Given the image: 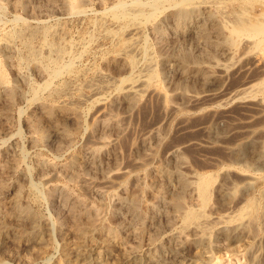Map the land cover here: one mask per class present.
Listing matches in <instances>:
<instances>
[{
	"label": "rangeland",
	"instance_id": "rangeland-1",
	"mask_svg": "<svg viewBox=\"0 0 264 264\" xmlns=\"http://www.w3.org/2000/svg\"><path fill=\"white\" fill-rule=\"evenodd\" d=\"M78 1L82 4L81 14L70 12L66 0H0V64L7 77L6 85L14 90L10 98L6 92L2 93L0 85V180H3L0 183L3 185L0 186V217L6 225L0 236V264H57L63 242L72 245L75 240L74 223L62 206L64 198L69 203L97 208L100 216L94 218L98 221L102 218L107 226L120 228V237L111 242V251L105 253L114 264H153L155 254L159 255V264L186 263L188 260L190 263L201 254L206 256L205 261L212 258L217 264H252L251 249L258 250L261 262L264 261V208L258 226L250 229L249 237L241 240L216 229L209 234L212 242L206 248L196 242L192 236H198L193 232L183 240L172 239V232L181 226V218L172 214L167 202L159 199L160 193L171 197L180 191L179 173L191 179L198 173H215V188L206 207L209 214L225 212L249 197L264 202L261 194L264 190V156H260L258 142L264 131V94L248 92L244 94L245 100L241 95L230 99L238 94L243 80H253V84L259 77H264V53L261 61L258 58L264 45L257 46L252 37L236 38L233 43L227 41L229 28L240 11L256 18L263 12V5L243 7L239 0H193L187 7L198 6V13L181 22L176 16L179 7L167 1L155 18L142 24L162 74L163 90L170 98L171 105L167 106L153 89L144 92L133 104H129L124 93L115 90L121 77L130 73L128 64L114 53L117 41L108 38L92 23L117 0ZM16 16L32 25L39 22L55 25L62 41L70 45L79 73L56 79L52 86L57 87L66 79L67 92L58 95L47 89L41 98L30 100V87L44 84L48 75L34 64L19 65L16 53L4 45L3 34L14 25ZM128 35L126 33L125 37ZM35 42L39 44L38 39ZM183 53L192 54L196 60L184 62ZM138 57L140 59V55ZM143 67L140 60L133 74L140 73ZM91 80L100 88L89 95L91 88L87 83ZM172 106L179 109V114ZM108 111L112 116L110 122L102 125L99 119ZM248 135L256 140V144L247 149L246 160L235 162L238 147ZM102 138L111 143L104 144ZM92 145L98 148L90 157L86 149ZM175 147L181 148L182 161L172 157ZM140 163H147L145 170L138 167ZM27 167L31 170L30 176L25 175ZM248 175L260 177L259 181L252 180L256 186L249 190L246 187ZM43 177L52 179L63 189L57 191L53 199L46 197L47 200L36 202L29 194L28 183L30 179L39 182ZM121 181L124 186L118 185ZM223 184L229 191L221 196L219 189ZM17 185L21 186L18 191ZM47 187L45 185L44 191ZM99 189L115 191L123 198L140 195L141 210L148 218L137 224L128 214L119 212L118 200L113 193L103 197L97 193ZM183 196L187 205L198 207V200L190 189L184 190ZM17 201L30 204L33 210L51 221L66 220L62 234L54 232L55 247L50 246V251L42 253L43 256L29 247L32 245L28 236L24 234L22 239L17 238L20 231L29 229L23 230L14 216ZM152 203L159 209L153 219L148 208ZM44 238H49L46 231ZM74 261L70 264H83L85 260L80 257Z\"/></svg>",
	"mask_w": 264,
	"mask_h": 264
},
{
	"label": "bare ground",
	"instance_id": "bare-ground-1",
	"mask_svg": "<svg viewBox=\"0 0 264 264\" xmlns=\"http://www.w3.org/2000/svg\"><path fill=\"white\" fill-rule=\"evenodd\" d=\"M66 1L68 2L70 12H72L74 14H78V13L81 14L80 12L82 9V4L78 0H66ZM167 1L170 3H173L179 7L177 12H176V16H177L178 20H180L181 22L186 20V19L190 20L192 18V16H194L195 14L198 13V9H199L198 6L193 5V6L187 7L188 4L190 2H192L193 0H148V1H144V0H117L116 2H114V4L111 7H108L107 9L105 8L106 10L103 11V13H101L100 18L95 19V21H93L94 23H92L94 25V27L98 28V30L99 29L103 30L108 38L115 39V41H117V44L113 48L114 53L116 54V56L122 58L128 64L130 73L127 76L121 77V79L115 85V90H118L119 92L124 93L125 96L129 100L128 101L129 104H133V103L137 102L138 99L140 98V96H142V94L144 92H146L147 90L153 89L158 94H160V96L163 97L164 103L167 106L171 105V103L169 102L170 98L168 97V95L163 90V86L161 84L162 83L161 82L162 74L156 65V61H155V58L153 55L152 48L148 42V39L144 35V32H143L144 27L142 26V24L147 23L152 18H155L156 15L162 10L164 3ZM239 1H240V3H242L243 7H248L249 5L258 4V3L262 4L264 7V0H239ZM240 12L241 13H239V14L236 13V16H237V14H238V16H237V18H235L233 25L229 28V36L227 38V41L233 43V42H236V38L252 37V38H254V43L257 46L264 45V10L256 18L247 16L246 12H244V11H240ZM54 26L47 24L45 22H39L36 25L35 24L32 25L31 23L27 22L22 17L16 16L14 19V25L10 29L8 28V30H6L4 32L3 37H2L4 40V45L6 47H8L11 50V52L16 53L17 60H18L17 63H19V65L27 66L30 64H34L43 73H46L48 75L47 76L48 79L44 84L32 85L30 87L31 96H32L30 100H32V101H36L38 98H41L40 96H41L42 92L44 90H47V89H50V91L52 93L58 94V95H61L62 93L67 92L68 82L66 79H65L66 82H65V80L64 81L62 80V83L61 84L59 83L60 85H58V86L56 85L57 87H55V86L52 87L53 82L56 79H61L62 77L67 76V75L74 77L75 74L79 73V71L76 69V66H75V57L73 56V54L69 50L70 45H68L62 41L61 36H59L57 34L58 28H56ZM155 26H156V29L159 30V26H157V25H155ZM202 26H203V24H202ZM200 31L201 30H199V32ZM64 32H65V30H64ZM159 32H162V30L160 29ZM126 33L129 34L128 35L129 37H127V38L125 37ZM200 35H203V34H200ZM194 36H195V34H194ZM36 39L39 40V44H37L35 42ZM208 39H209V37H208ZM203 45H205V44H203ZM160 46H162V45H160ZM260 52H262V53H259L260 55L258 54L259 56L258 55L257 56H258L259 60L261 61L263 59L261 54L264 53V48H261ZM138 55H140V59H139ZM196 56H197V54H196ZM181 57H182V60L184 62H186L188 60H196L195 57L190 53H183ZM9 58H10V56H9ZM140 60H142L144 67L140 73L134 75L133 71L136 70ZM162 62H164V61H162ZM232 63H234V62H232ZM241 68H242V66H241ZM248 80H250V79H248ZM248 80L245 79L240 83V85L237 89L238 94L236 96H232V98H230L231 100L234 98H240V97H238L240 95H241V98H243V100H245L246 97L244 96V94H246L248 92L253 94V95L256 93H263L264 94V77H262V78L259 77L257 80L255 78L256 81L253 84H252L253 80H250V81H248ZM97 81L99 82V80H97ZM106 81H107V79H106ZM115 82H117V81H115ZM6 83H7V77H6V74L4 73V70L1 68V64H0V85H2V87H3V89L1 91L3 94L6 92V94H8V97L12 98L14 95V90L11 87L7 86ZM87 84L91 88V89H89V95L95 94L96 92H98L97 90L100 87L98 85H96V83H93L92 80H91V82H89ZM105 86H108V85L106 84ZM109 86H110V84H109ZM112 86H114V85H112ZM69 93H70V91H69ZM260 105H262V104H260ZM127 106H128V104H127ZM4 108H5V106H4ZM172 108L177 113L179 112V109L176 106H172ZM111 117H112L111 113H109V111H108V112L103 114V117H101V119H99V122L102 125H108ZM158 131H159V129H158ZM253 131H254V129H253ZM262 132H263V134H261V135H263V137L261 138L260 141L258 138V142H260V144L258 143L260 146L259 147L260 151H261L260 156H262V155L264 156V131H262ZM251 135L244 137L243 142H241V144L239 143L240 145L238 147L239 150L237 153L235 151H232V152L236 153L235 162L243 160L245 158L247 149L250 150V147H252L254 144H256L255 139H253V138L250 139ZM103 143L104 144H110L111 140L104 138ZM97 148L98 147L92 145L86 149V152L88 153V155H90V157L94 156L97 152ZM180 149L181 148H179V147H175L171 152L172 157L177 161H182ZM236 151H237V149H236ZM250 153H249V155H250ZM256 156L258 157V155H256ZM93 159H95V158H93ZM184 159H186V158H184ZM244 160H246V159H244ZM257 163H258V161H257ZM138 167H142L143 170H145L147 167V163H140V165H138ZM30 171L31 170L27 167L26 171H24L25 175L28 176L30 174ZM230 171H232V170H230ZM129 174L131 175L130 172H128V175ZM138 176H139V174H138ZM248 176L249 177L246 176L248 178V180L246 182V187L249 190L250 188H253L256 186V182L254 183L252 180L259 181L260 177L257 175H255V176L248 175ZM189 177H186L180 173L178 174V180L180 182L181 188H180V191L173 193L171 197L170 196L166 197L165 195H163L164 193L159 194V199H162V201L165 204L167 202L168 205L171 206V208L173 210L172 214H174V215L176 214L181 218V222H182L181 226H179L177 228V230L172 232V235H171L173 237L172 239L175 238L176 240H183L184 238L187 237L188 233L193 232L194 233L193 235L198 236V238L192 236L193 238H196V242H199L200 244H202V245L206 246V248H208L212 242V241H210L209 234L212 233L216 229H219V231L224 230V232L226 231L228 233L227 235H231V236L234 235V237L237 236L241 240H244L246 237H249L248 233H249L250 229L252 227L256 226L260 220V217L263 213L264 202L259 201V200H255V199L249 197V198H246L245 201L242 200L243 203L241 205L236 206V207L235 206L230 207L225 212H222V213L221 212H218V213L212 212L209 214L208 212L210 210H208V212H207L206 207L208 206V204L210 202V199L212 196V191L215 188V184H216L215 173H214V175L210 174V173H198L192 179H191V177L190 178ZM30 180L28 183L29 194H31V197L34 200H36V202L43 201L44 199H46V197L53 199L56 192L63 189V187H60L57 184L53 183L51 181L52 179H50V178H44L39 182H33ZM1 181L3 182V180H0V183H1ZM228 181H229V179H228ZM123 183L121 181L118 185H123ZM259 184H261V183H259ZM45 185L48 186L47 191H44ZM234 185H235V183L233 184L232 188H234ZM17 187H16V190L21 189V186L19 187L17 185ZM187 189L188 190L190 189L193 192V194L196 196V198L198 200V204H196V205L198 207H195V206L193 207V206H189V204L188 205L186 204V202L184 200L183 192H184V190H187ZM216 191H218V190H216ZM228 191H229V187L227 188V186H225V184L220 186L219 193L221 196L226 195L228 193ZM248 192H247V194H248ZM97 193L101 196H103L104 194L106 195V193L107 194L113 193L112 195L115 196L118 200L117 209L120 210L119 212L122 211V213L124 212V213L128 214V216L131 217V220L136 221L137 224L144 223L146 218H148L147 217L148 214L144 215L143 211L141 210V207H140V205H141L140 198L141 197H140V195H138L140 198L136 195L131 196V197H127V198H123L122 196H120L115 191H112V190L104 191L101 189L97 190ZM63 194H65V193H63ZM261 194L264 196V190H263V192H261ZM63 196H65V195H63ZM141 196H142V194H141ZM169 197H170V199H168ZM216 197H217V195H216ZM143 203H145V202H143ZM81 204L83 206L78 205V203L77 204L76 203H69L66 198L63 199V205L62 206H64V210L66 209L68 218H70V220L74 223L75 240L72 242V245H70L66 241L63 242L62 248H61V257L57 261V264H70L72 261L75 263L74 260L79 259L80 257H84L85 261L83 262V264H114V263H112L113 261H109L107 259L109 256L107 258L105 257V253L111 251V247H112L111 242L116 241L120 237V234H119L120 228L107 226L106 224H104V219H102V218H100L98 221L97 218H94L97 215H99L98 209L97 208L94 209L92 207L85 206L84 203H81ZM194 204H195V202H194ZM220 206H221V204H220ZM148 208L152 211V214L149 215L150 218L153 219V218H155L157 213L159 214V212H158L159 209H158L157 204H155V203L149 204ZM209 209H210V207H209ZM40 214L38 212H36L35 210H33L32 207L30 206V204H23L20 201H17L15 203V206H14L15 218L18 220V222L20 223V226L23 230L25 229V227L29 228V229L26 228L27 231H25V232L20 231L17 238L22 239L24 236H28L27 240L32 245L29 247H33V249L38 254L47 253L48 249H49V251L51 249L50 246L55 247L54 241H53L54 232L57 231L59 233L61 232V234H62L61 230L63 229L62 227L65 224L64 221H66V220L59 218L56 222H54V221H51L50 218L43 217ZM263 215H264V213H263ZM1 217H0V236H1V233L6 230V225H5V223ZM136 222H135V224H136ZM16 224H17V222H16ZM122 224L123 223H121V225ZM124 225H125V223H124ZM17 226H18V224H17ZM131 226H133V225H131ZM254 230H256V229H254ZM45 231L49 237L48 239L44 238ZM134 231H136V229ZM137 233L138 232L136 231V234ZM139 233L141 234V232H139ZM244 233H246V234H244ZM16 234H18V233H16ZM214 236H215V234H214ZM139 237H141V236H139ZM256 237H257V235H256ZM68 238H70V237H68ZM236 240H237V238H236ZM191 243H193V242H191ZM102 246H104V249H99ZM199 248H201V247H199ZM132 249H134V248H132ZM181 249H180V251H181ZM237 249H238V247H237ZM239 249H240V247H239ZM134 251H135V249H134ZM134 251H133V253H134ZM249 251H250L249 253L251 255L252 264H263L262 262H264V261L261 262V257H260V254H258V252H259L258 250L251 249ZM0 254H1V252H0ZM130 255L132 256V254H130ZM41 256H43V254ZM158 256H156V254L153 255V257H152L153 264H159V260L157 259ZM127 257H128V255L126 256V258ZM180 257H182V256H180ZM204 257H206V256L201 254L200 256L193 259L192 262L190 261V263H189L188 262L189 260L187 262H188V264H217V262L216 261L214 262L212 260V258H208L209 260L205 261ZM179 259H181V258H179ZM145 262H146V260H145ZM186 263L180 261L176 264H186Z\"/></svg>",
	"mask_w": 264,
	"mask_h": 264
}]
</instances>
